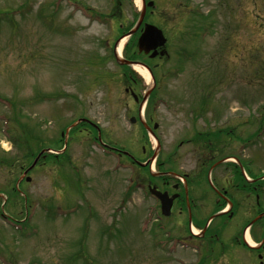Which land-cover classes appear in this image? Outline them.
Instances as JSON below:
<instances>
[{"label": "rangeland", "instance_id": "obj_1", "mask_svg": "<svg viewBox=\"0 0 264 264\" xmlns=\"http://www.w3.org/2000/svg\"><path fill=\"white\" fill-rule=\"evenodd\" d=\"M74 1L82 7L80 10L72 4ZM74 1L0 0V208L2 205L5 213L0 214V264H200L202 248L204 254L208 252L203 243L208 236H191L189 230L187 234L192 238L185 235L187 220L182 218L183 224H179L180 213L173 210L172 216L163 218L167 229L160 228L157 221L145 224V220L155 217V213L147 215L154 203L144 186L150 179L145 167L146 170L137 164L126 165L127 169L116 167L110 155L91 145L93 137L81 138L83 131L72 130L64 134L65 139L60 137L61 124L84 114L95 122L96 135L102 128V141L116 147L115 152L122 154L120 160L126 164H131L128 155L143 162L155 149L154 139L146 132L143 154L139 128L126 121L131 112L125 116L123 108L116 110L120 101L136 113L130 97L121 93L124 81L111 55L116 38L111 30H116L120 21H135L140 0ZM116 6L122 8V17L117 21L110 17ZM86 7L88 17L83 11ZM152 10L146 22L163 31L169 55L162 67L168 74L160 84L163 101L152 109L158 123L160 153L166 161L172 153L175 165H169L173 164L174 171L188 173L191 179L200 178L199 183L205 185V176L201 175L206 169L201 174L199 164L207 156L195 142L200 143L202 135L208 134L215 145L206 166L238 156L251 176L264 174V0H155ZM203 27L210 33L199 40ZM188 34L193 36L191 43H185ZM127 41L126 37L122 44ZM124 45L121 54L125 55L128 49ZM127 55L137 56L132 52ZM100 59L105 62L103 65H99ZM103 70L115 73L113 77L104 73L103 79L107 80L100 84L96 77ZM134 73L141 92L146 90L151 78L146 81ZM60 138L68 146L63 147ZM50 145L53 148L45 153L48 160L29 171L30 182H19L23 183L21 194H14L18 193L14 180L21 175L17 170L12 180L14 171L9 164L16 159L24 163L23 156ZM155 161L151 166L158 170ZM228 162L212 171L218 189L225 185L230 189L226 180L231 177L232 163ZM131 175L135 179L130 182ZM177 181L168 178L169 185ZM259 182L264 183V179ZM193 184L196 204L203 194L206 220L216 210L214 194L208 184L196 194ZM232 194L234 205L230 210L234 216L228 226H236L238 215L244 225L258 210H264V185L257 190L260 205L253 212L249 204H254V194ZM17 197L19 203L14 200ZM31 200L36 207L28 222L22 219L27 233L23 235V231H14L12 223L21 221ZM72 203L77 211L61 218L60 211L68 213L73 209ZM226 219L227 214L212 221L209 227L221 226ZM82 221L88 222L85 238ZM143 221L145 229L139 227ZM30 226L38 228L36 233ZM105 230L107 234H103ZM252 231L261 239L264 216L254 219ZM171 238L177 240L170 242ZM179 238L199 242L202 248L197 252L193 245H180L181 242L176 243ZM159 239L167 240L163 248L159 247ZM225 242L229 246L234 240L225 238ZM76 250L93 259L84 253L69 258ZM258 251L264 253V243ZM218 255L217 260L212 258L202 264H223L219 260L226 257L231 262L247 258V264L252 263L233 247Z\"/></svg>", "mask_w": 264, "mask_h": 264}, {"label": "flooded vegetation", "instance_id": "obj_2", "mask_svg": "<svg viewBox=\"0 0 264 264\" xmlns=\"http://www.w3.org/2000/svg\"><path fill=\"white\" fill-rule=\"evenodd\" d=\"M157 63L158 62L155 61L154 62V66H156ZM163 163L164 162H159V166H165V164H163ZM160 171L161 172L162 171H168V169L160 170ZM164 176L165 175H163V174H160L158 176V178L160 180L162 179L161 180V185H158V186L162 190L167 191L168 194H172V193L177 194L176 198L173 200V206H172L173 209L172 210H174V212L182 214L183 212L185 213L184 208H186L189 212L193 213L195 222H197L199 219H202V218H200V216H201L202 213H204V212H202V209L204 208V205H203V202H202V195L203 194L199 197L200 198L199 199V203L198 204L194 203V197L195 196L193 195V192H192L193 191L192 188H193L194 184L192 182H190V183L187 182L189 179H191V178H189L190 175L188 173L183 174V176L187 180L186 184L184 186L181 185V184H178L177 182L174 183L173 185L171 184L172 186L175 187V188H173L174 190H168V189L165 188V187L169 186V183H168V177L167 176L164 177ZM212 177L216 181V176L212 175ZM234 177L235 178H239L238 174H235ZM230 180H232V179H228V181H230ZM255 183H256V180L253 179V180L248 182V185L250 187H252V189L254 190L253 185H255ZM227 184L228 185L230 184L231 186L235 185V184L233 185L232 182H228ZM200 187H203L202 183L196 185V189L198 188L200 190ZM217 191H218V194H217L218 199H215L216 203H219L220 199H222V198L224 200H231L229 195H228L229 191L226 189V186L221 187ZM249 208L250 209H254V204L253 205L249 204ZM157 209H158V207H157ZM221 215H223V214H221ZM232 215H233V213L227 214V216L229 218L232 217ZM241 224L242 223L238 222L237 225H236V229H235L236 230L235 231L236 236H235L234 243H233L234 246L230 244V247H228V248H222L221 247V243L222 242H220L221 239L218 240L219 234H224V232L226 231V228H224V229L219 228L218 225L214 226L213 228H211V227L210 228H206L204 230V234L203 235L206 234V237L208 236V238L205 237L206 239H208V241L207 240L205 241V239H204L203 243H206V246H207L206 249L208 250V252L205 253V256L206 257H210V258L214 257V259H217V257H220L218 255V253L219 254H224L227 249H230L233 246V251H235V252L238 251L239 253H242V254L246 255V257H249V259L252 261L251 264H264V254H257L258 255L257 259H256V256H255L254 259L251 258V254H250L249 251L253 250L254 248H252L251 245H247L246 244V242L244 240V233H245L244 229H245V227L244 226L241 227L240 226ZM252 232L250 233V229L248 230V234L251 237H252ZM189 238H192V237H189ZM220 238H222V237H220ZM201 248H202V246L201 247L198 246V251H200ZM214 253L217 256H215ZM201 256H202L201 262H205L203 260V254ZM222 256H224V255H222ZM229 260L230 259H228L226 257L225 260L221 259L220 261L223 264H233V262H231ZM247 263L248 262H247L246 258H244L243 260H237L235 262V264H247Z\"/></svg>", "mask_w": 264, "mask_h": 264}, {"label": "water", "instance_id": "obj_3", "mask_svg": "<svg viewBox=\"0 0 264 264\" xmlns=\"http://www.w3.org/2000/svg\"><path fill=\"white\" fill-rule=\"evenodd\" d=\"M159 33L160 31L154 32L151 31V28H147L144 35L140 38V47H145L146 49L163 43V39H160L158 41L159 38ZM161 35V33H160ZM157 37V38H155ZM152 192H154L155 194L159 195L160 199H161V206H162V211L163 213L167 214L169 212L170 206H171V201L172 198H168L166 193H159L157 191L152 190Z\"/></svg>", "mask_w": 264, "mask_h": 264}, {"label": "bare ground", "instance_id": "obj_4", "mask_svg": "<svg viewBox=\"0 0 264 264\" xmlns=\"http://www.w3.org/2000/svg\"><path fill=\"white\" fill-rule=\"evenodd\" d=\"M137 1V2H136ZM139 0H135L136 3H138ZM122 42V41H121ZM120 47H121V44L118 48V50H120ZM133 68L142 76L144 77L146 80L149 79V76H148V73L146 71V69H144L142 66L138 65V64H135L133 66ZM192 232L196 233L197 232V229L195 227H192L191 228Z\"/></svg>", "mask_w": 264, "mask_h": 264}]
</instances>
